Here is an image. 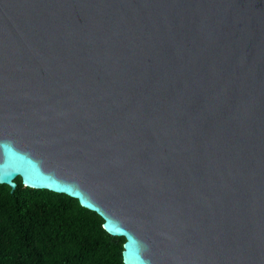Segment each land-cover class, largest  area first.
Here are the masks:
<instances>
[{"label":"water","instance_id":"1","mask_svg":"<svg viewBox=\"0 0 264 264\" xmlns=\"http://www.w3.org/2000/svg\"><path fill=\"white\" fill-rule=\"evenodd\" d=\"M66 194L124 264H264V0H0V183Z\"/></svg>","mask_w":264,"mask_h":264},{"label":"trees","instance_id":"2","mask_svg":"<svg viewBox=\"0 0 264 264\" xmlns=\"http://www.w3.org/2000/svg\"><path fill=\"white\" fill-rule=\"evenodd\" d=\"M0 183V264H124V239L77 199Z\"/></svg>","mask_w":264,"mask_h":264}]
</instances>
